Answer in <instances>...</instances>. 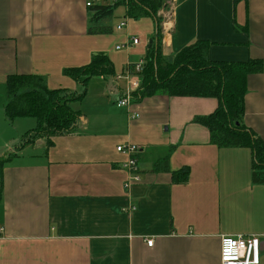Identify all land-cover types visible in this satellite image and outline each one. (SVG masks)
Segmentation results:
<instances>
[{"label": "crops", "instance_id": "crops-1", "mask_svg": "<svg viewBox=\"0 0 264 264\" xmlns=\"http://www.w3.org/2000/svg\"><path fill=\"white\" fill-rule=\"evenodd\" d=\"M164 2L172 7L159 17L164 56L204 41L211 62L262 63L247 77L244 123L264 143V0ZM89 17L84 0H0V158L10 156L1 170L0 264H220L221 238L237 235L259 237L264 264V185L252 183L250 150L217 148L193 123L214 112V98L153 96L119 108L125 82L111 77V88L94 77L73 105V133L20 147L36 122L5 118L7 77L79 91L63 71L105 54L111 32L108 18L94 25ZM94 26L105 33H88ZM126 61L122 73L135 65ZM127 144L140 149V180L125 188L127 157L116 148ZM163 160L168 171L157 170ZM184 167L186 181L176 182L172 173Z\"/></svg>", "mask_w": 264, "mask_h": 264}, {"label": "trees", "instance_id": "trees-1", "mask_svg": "<svg viewBox=\"0 0 264 264\" xmlns=\"http://www.w3.org/2000/svg\"><path fill=\"white\" fill-rule=\"evenodd\" d=\"M163 5L164 0H128L129 19L151 18L154 23V34L139 74V87L131 93V103L153 96L216 99L218 104L214 112L205 117H195L193 123L208 130L210 143L217 148L250 150L252 183L264 185V143L244 123L247 77L260 73L262 63L253 60L246 63L211 62L208 59L209 44L204 41H197L173 55L164 56L161 50V21L156 16ZM117 6L88 9L89 22L95 25L110 18ZM95 27L89 28L88 33H105L104 28ZM63 75L74 81L79 91L48 89L45 79L36 75L7 77L5 118L8 121L32 118L36 122L34 129L22 137L21 148L38 139L49 142L52 137L73 133L80 118L73 105L83 100L92 78L114 77V70L105 54H97L87 65L65 69ZM9 160L10 156L0 158V194L1 170ZM157 170L168 171L167 162L163 160ZM172 177L176 182L184 183L187 168L173 172Z\"/></svg>", "mask_w": 264, "mask_h": 264}, {"label": "built area", "instance_id": "built-area-1", "mask_svg": "<svg viewBox=\"0 0 264 264\" xmlns=\"http://www.w3.org/2000/svg\"><path fill=\"white\" fill-rule=\"evenodd\" d=\"M85 7L91 9L95 6H121L125 10V17L116 27L117 31L126 30L128 25V0H84ZM168 12H164L166 4L162 7V10L158 12L159 17L163 20L168 18L169 12L172 10L170 3H168ZM166 23H162L163 33L167 32L165 29ZM161 29V30H162ZM139 41L136 38H126V43L123 47H116V50L124 48H130L131 46L138 45ZM143 61L138 62L133 66H128L125 72L116 76V80H123L125 82V90L122 93V97L116 102L117 107H127L131 103V93L139 87V74L143 67ZM116 151L125 155L126 161L121 167L127 173L126 182L124 187L128 188L134 183H138L140 180L139 169L137 166L136 155L140 153L139 147L127 144L118 146ZM147 247H152L153 240L146 241ZM220 264H259L260 262V240L257 236H243L237 235L233 237H222L220 240Z\"/></svg>", "mask_w": 264, "mask_h": 264}, {"label": "rangeland", "instance_id": "rangeland-1", "mask_svg": "<svg viewBox=\"0 0 264 264\" xmlns=\"http://www.w3.org/2000/svg\"><path fill=\"white\" fill-rule=\"evenodd\" d=\"M162 7L159 9L160 11L162 10ZM167 7H169V5H166V9ZM166 9H164V12H166ZM158 12L156 16L159 18ZM125 14L126 13L124 8H118L117 10H115L113 12V15L107 19L109 26H111V32H109V34L103 35L102 53H105L108 59L111 61L114 70V77L122 73L123 67L127 64V56L129 57V61L131 62L130 64H137L141 59L144 58L149 39L153 35L154 25L153 21L150 18L128 19V35L130 36V38L138 39L139 45L131 46L132 48H124L120 53H115V46L123 47L126 43V31L116 30V27L123 20ZM160 26L162 29V24H160ZM162 31L163 29L161 30V36ZM107 81L108 84L110 83L111 88L114 87V82L113 80L111 81V77H109ZM111 88H109L108 86V95H110L109 91ZM24 121H26L25 123H31V125L35 122L33 121V119H25ZM24 135L25 133L22 136Z\"/></svg>", "mask_w": 264, "mask_h": 264}, {"label": "bare ground", "instance_id": "bare-ground-1", "mask_svg": "<svg viewBox=\"0 0 264 264\" xmlns=\"http://www.w3.org/2000/svg\"><path fill=\"white\" fill-rule=\"evenodd\" d=\"M133 66V65H132Z\"/></svg>", "mask_w": 264, "mask_h": 264}]
</instances>
